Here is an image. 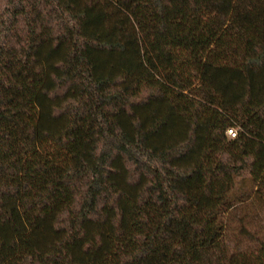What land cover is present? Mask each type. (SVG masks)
<instances>
[{
    "label": "trees",
    "instance_id": "16d2710c",
    "mask_svg": "<svg viewBox=\"0 0 264 264\" xmlns=\"http://www.w3.org/2000/svg\"><path fill=\"white\" fill-rule=\"evenodd\" d=\"M0 264H264V0H0Z\"/></svg>",
    "mask_w": 264,
    "mask_h": 264
},
{
    "label": "built area",
    "instance_id": "2783aa9c",
    "mask_svg": "<svg viewBox=\"0 0 264 264\" xmlns=\"http://www.w3.org/2000/svg\"><path fill=\"white\" fill-rule=\"evenodd\" d=\"M228 134H229L230 136H233V134H232L230 131L228 132Z\"/></svg>",
    "mask_w": 264,
    "mask_h": 264
}]
</instances>
